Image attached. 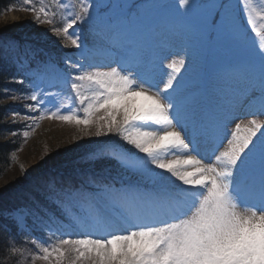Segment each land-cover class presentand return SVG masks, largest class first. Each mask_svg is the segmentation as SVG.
<instances>
[{
	"label": "snow or ice",
	"instance_id": "6c2138e0",
	"mask_svg": "<svg viewBox=\"0 0 264 264\" xmlns=\"http://www.w3.org/2000/svg\"><path fill=\"white\" fill-rule=\"evenodd\" d=\"M22 8L73 50L61 66L35 41L0 42V65L20 74L8 82L26 89L11 97L29 101L24 119L94 126L84 135L107 138L4 215L18 232L31 220L50 234L32 238V260L264 264V4L23 0ZM65 95L77 111L57 105ZM14 244L6 250L21 252Z\"/></svg>",
	"mask_w": 264,
	"mask_h": 264
},
{
	"label": "rangeland",
	"instance_id": "374dc122",
	"mask_svg": "<svg viewBox=\"0 0 264 264\" xmlns=\"http://www.w3.org/2000/svg\"><path fill=\"white\" fill-rule=\"evenodd\" d=\"M39 2L40 0H37V6H39ZM44 3L48 4L50 0H44ZM253 3L257 7H260L264 4V0H253ZM58 15L55 17V20H58L62 26V16ZM49 29L50 25L48 24H34L33 14L29 11H24L22 5L15 7L13 10L6 11L0 16V34H14L17 32L26 38H49L58 40L60 43H65L63 39H58ZM60 65H63V60ZM8 81V84H14ZM6 89L9 91L6 92ZM6 89L3 92V99L1 101V105L5 108L3 123L5 125H15L17 130L15 135L8 134L3 140L14 139L15 143L18 141L19 147L11 153L10 167H8L4 172L5 174L0 178V195L12 191L18 185L24 184L27 178L30 179L31 177L39 175L40 172L54 170L57 166L65 165L67 162V159H65V155L68 154L67 152L72 150L78 142L81 143L89 139V137L84 135V131L95 132L94 126L85 129L84 126H77L74 123L48 118L39 120L33 126L32 119H24L25 114L32 115L27 113V110L23 107L29 101L23 98L18 100L11 98L14 95L22 96L26 89L21 85L17 92L9 88ZM51 91H56V89H52ZM56 103L57 105H68V110H78V106L72 105L66 95L57 98ZM14 112L19 113L15 117V122H13ZM80 114L82 115V113ZM249 118L242 117L245 120ZM25 131L28 132L26 138L23 135ZM21 166L26 169L25 173L21 172ZM133 179L135 178L133 177ZM29 228L30 231L33 229L36 231L37 234L35 237L42 239L49 238L50 234L34 227L31 220H29ZM69 230L73 231V234H79L80 231L76 228ZM30 231L26 230L21 232ZM21 235L19 233V237ZM31 240L32 238H27L21 243L19 240L15 242L14 246L21 249V252L13 254L6 250L4 252L5 260H7L5 261L6 264H44L39 259L32 260L31 252L35 250V246L31 243Z\"/></svg>",
	"mask_w": 264,
	"mask_h": 264
},
{
	"label": "trees",
	"instance_id": "16d2710c",
	"mask_svg": "<svg viewBox=\"0 0 264 264\" xmlns=\"http://www.w3.org/2000/svg\"><path fill=\"white\" fill-rule=\"evenodd\" d=\"M23 0H0V16L9 10H5L8 5H15L16 7L21 6ZM59 16V15H58ZM57 26H61L60 22L56 20ZM12 40H20V41H35L40 47H42L45 51V55H51L54 62L61 64L64 54L70 51H73L70 47L64 48L62 45L64 43H60L58 40L49 39V38H31V37H23L19 35L17 32L14 34L10 33H2L0 34V42L4 41H12ZM11 75L19 76V73H15L8 65H0V178L5 174L4 172L10 167V155L13 151H15L19 147V143L14 142V139L11 140H3L8 134H13L16 132L15 125H5L3 123L4 120V106L1 105V101L3 99V92L6 88H9L14 91H18L20 89L19 84H8L7 80H9ZM107 138L101 137L96 138L92 136L87 141H83L81 143H77L74 145L72 150H69L65 155V159H67L66 164L62 166H57L54 170H46L40 172L39 175L27 178L24 184L16 186L12 191L4 193L0 195V264H6L4 252H6L5 245L6 243H11L13 240L21 243L24 239L33 238L36 236V231L34 229L30 232H18L14 225L11 224L10 221L5 220L4 215L10 209L19 207L28 203L29 193L32 191L33 186L38 183L42 178L46 177L48 174L63 170L70 169L75 167L79 162V157L81 154L92 147H94L97 143ZM5 225H8L7 230L5 229ZM19 233H21V237H19Z\"/></svg>",
	"mask_w": 264,
	"mask_h": 264
}]
</instances>
